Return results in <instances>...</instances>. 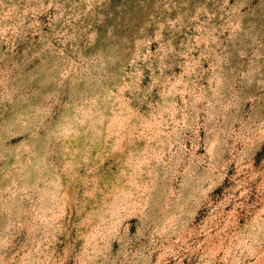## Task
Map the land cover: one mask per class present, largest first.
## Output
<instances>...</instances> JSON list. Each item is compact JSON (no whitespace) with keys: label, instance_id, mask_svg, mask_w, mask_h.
Here are the masks:
<instances>
[{"label":"rangeland","instance_id":"obj_1","mask_svg":"<svg viewBox=\"0 0 264 264\" xmlns=\"http://www.w3.org/2000/svg\"><path fill=\"white\" fill-rule=\"evenodd\" d=\"M0 264H264V0H0Z\"/></svg>","mask_w":264,"mask_h":264}]
</instances>
